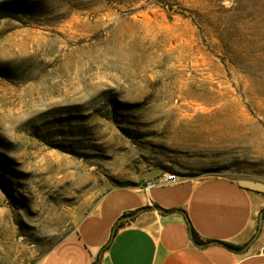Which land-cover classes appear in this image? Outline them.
<instances>
[{
	"label": "rangeland",
	"instance_id": "1",
	"mask_svg": "<svg viewBox=\"0 0 264 264\" xmlns=\"http://www.w3.org/2000/svg\"><path fill=\"white\" fill-rule=\"evenodd\" d=\"M18 1L0 9V264H41L116 188L264 183V0Z\"/></svg>",
	"mask_w": 264,
	"mask_h": 264
},
{
	"label": "crops",
	"instance_id": "2",
	"mask_svg": "<svg viewBox=\"0 0 264 264\" xmlns=\"http://www.w3.org/2000/svg\"><path fill=\"white\" fill-rule=\"evenodd\" d=\"M151 180L107 192L41 264H264V194L229 177Z\"/></svg>",
	"mask_w": 264,
	"mask_h": 264
},
{
	"label": "built area",
	"instance_id": "3",
	"mask_svg": "<svg viewBox=\"0 0 264 264\" xmlns=\"http://www.w3.org/2000/svg\"><path fill=\"white\" fill-rule=\"evenodd\" d=\"M185 179L180 177V176H177V175H174V174H170V175H163L162 177H160L156 182L152 183V182H149L147 184V187H152L153 185L155 184H166V185H173V184H178L182 181H184ZM264 252V248L262 250Z\"/></svg>",
	"mask_w": 264,
	"mask_h": 264
},
{
	"label": "water",
	"instance_id": "4",
	"mask_svg": "<svg viewBox=\"0 0 264 264\" xmlns=\"http://www.w3.org/2000/svg\"><path fill=\"white\" fill-rule=\"evenodd\" d=\"M239 185L247 190L264 194V183L243 179L239 180Z\"/></svg>",
	"mask_w": 264,
	"mask_h": 264
},
{
	"label": "trees",
	"instance_id": "5",
	"mask_svg": "<svg viewBox=\"0 0 264 264\" xmlns=\"http://www.w3.org/2000/svg\"><path fill=\"white\" fill-rule=\"evenodd\" d=\"M23 6V3L21 1H14V2H10V3H7V4H2L0 5V9L4 10V9H12V10H15V9H18L20 10L21 7ZM193 238L194 240L197 242V243H200V240L197 236V234L194 232L193 234ZM231 248L235 249V250H239L240 248L239 247H234V246H231Z\"/></svg>",
	"mask_w": 264,
	"mask_h": 264
}]
</instances>
